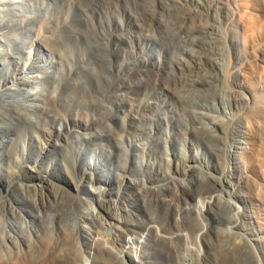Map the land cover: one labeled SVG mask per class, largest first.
I'll return each instance as SVG.
<instances>
[{
	"label": "rangeland",
	"instance_id": "374dc122",
	"mask_svg": "<svg viewBox=\"0 0 264 264\" xmlns=\"http://www.w3.org/2000/svg\"><path fill=\"white\" fill-rule=\"evenodd\" d=\"M180 1H182V4L185 6L187 4L189 5L185 7L181 4ZM187 1L186 0H109V1L108 0H88V1L87 0H20V3H19L20 5L19 4L18 5H7V6L0 5V8L2 10L4 9L3 11L0 10V21H3L5 19L3 22H0V24H2L1 26H3L5 30H9V32H13L17 28V26H15L14 24H10V25L8 24V22H10V20L13 19L11 17L12 13H15L13 15L14 19L18 20L19 22L24 23V27L30 26V21L33 19V17H38L40 19V22L44 23L42 24L43 26H46V24L49 23V21H53L51 24L53 26L54 31L56 30L58 26L57 25L58 22H60L61 26L63 24V21L66 22L65 23L66 25L64 26V29H63L64 33H62V36H61V38H63V41H64L63 52L65 55L64 57L66 58V63H63L62 65L63 67H62L61 74L64 73L66 77H64L65 80L63 82H59L61 79L60 75H58L57 77L55 75L50 76V78H48V80L45 82V87L47 88V90L53 93H57L56 96L60 95L63 98L67 97L69 99L70 97H73L74 99L73 103L75 105L78 101L80 105L78 109L80 116L78 118L81 120L80 124L78 121L75 122V124H79L78 126H80V128H76L75 124L71 120H66L68 122L67 123L62 117L58 116V113H60L59 112L60 110L56 111V109L53 108L52 103L49 100H47L48 103L47 102L45 103V106H46L45 111L40 109L41 111L40 110L36 111L34 115V121L36 120L35 122L39 125L36 124L35 126L37 128L35 130L36 133H33L30 129H27L28 122H26V119L32 116L30 115L31 112L29 114V110H27L28 108H26L27 106H25V109H24V106H18L19 108L17 107L18 108L17 110H18V113L21 114V116L20 115L17 116L18 113L15 114L16 112L15 113L10 112L9 110L10 108L7 105L9 103L7 104L5 103L6 104L5 105L2 101H0V104H1L0 110L2 111V114L0 112V135H1L0 137L2 138L4 137V135H7V134L9 135L7 143L6 144L3 143L2 145L3 147L0 150V229H1L0 232L2 236L4 235L3 233H5V236H6L5 238L3 236V238L6 241L4 239H3L4 241H2L1 239L2 236H0V256H1L0 259H2V262H3L2 263L0 260V264H8L7 260H9V264H14V262L11 263V261H15V260L17 261V263L15 261V264H62V263L63 264H81L83 256L87 254L88 252H91L93 254L92 264H97V263L98 264H113V262L115 264H118V262H115L116 260L115 258L111 259L113 255L108 253V251H106V249L103 248V245L106 244V246L108 247L109 243H111V246L113 245V247L111 248V246L109 245L108 248L112 250L116 248L115 249L116 251L115 250L114 251L119 253L121 250H123V245H124L123 240L125 237L126 239L128 237L130 238V236L131 238H138L144 235L145 233H148V237H147V245L144 249L145 251L144 261H143L144 264H151V263L152 264H222L223 262L225 264H231V263L239 264L238 262H240L241 260L242 261L240 262V264L241 263L242 264L243 263L253 264L251 258L244 257V256L241 257V255L238 254L237 252L235 253L234 250H233L234 254L237 255L238 257L235 256L234 254H230L233 252L231 246L233 245L232 243L234 239L232 238L229 239L228 235H227V238L225 236V234H227L225 230L229 229L232 226V224H230V220H228L230 214H228L226 210V206L223 205L221 202H219V200H220V196H224V197H221L222 199L223 198L225 199V197L227 198L226 191L228 187L227 188L225 187L224 189L222 188V186H220L219 184L220 182H218L219 181L218 178L220 179L223 177L222 170H221V168H223V163H222L223 157L221 153L218 152V150L216 152L214 151L212 152L211 150L212 146L220 148L222 146V141L221 140L219 141V139L217 140L216 138L213 139L212 137H210V135L208 134L209 133L208 130L205 129L206 126L209 127L210 125H212V128L214 129V131L215 130L219 131V126L216 125L215 123L216 121L214 120L216 119L218 121L224 117L223 116L224 114L221 109L222 108L221 98H220L221 95H218L220 93H218V91L212 88V85H214L216 79L213 76V74L209 71L210 65L215 64L216 66V64L219 61L221 62V60L219 58L217 59V57L207 58L208 56L204 55L205 54L204 51L208 46V44H205V43H208V40L205 37L204 33L202 32L205 30V28L203 27L200 28L197 26L195 28L194 20L191 21V18L193 19V16L191 14H193V10L195 9L194 6L198 5V9L197 8L196 9L197 10L200 9V11H202L203 6H204L203 4H205L206 0H200L202 2L198 0H189L188 2ZM137 5L139 6L137 7ZM188 6H191L193 9ZM188 8L190 10L192 9L191 10L192 13L189 11ZM169 9L172 11H170ZM95 10H97L98 12ZM173 11H174V16H173ZM169 12L172 14V16ZM162 15L163 17L165 16L166 18L165 17L164 18L168 21L165 22L164 19H162L161 21V18H163ZM172 17H173L174 22L171 20ZM58 18L60 20H58ZM137 20L139 21L137 22ZM157 20H159L160 23ZM56 21L57 23H55ZM170 21L173 23L175 22L176 23L173 24ZM167 22L169 23V26H166ZM191 23L194 26V27L192 26V28H190ZM181 24H184V26ZM151 25L154 26L155 28L154 27L152 28ZM182 26L184 28L183 30H180ZM168 27L170 28L172 27L173 29L172 28L171 29L174 32L170 31V28ZM197 28H200L201 31L199 29L197 30ZM146 29L149 31H147ZM177 30L178 32L181 31L182 33L181 32L179 34L175 33L177 32ZM153 32H154V35L152 34ZM161 32H164V33H161ZM165 32H169V33H165ZM87 33L89 34L87 35ZM122 34L123 35L125 34L124 36H126V38ZM148 34L149 35L151 34L152 37L148 36ZM169 34L171 35L169 36ZM194 36L197 38H195ZM173 37H176L174 38L175 40L173 39ZM192 38H195L196 40L193 41L194 39L191 40ZM194 42H196V44ZM180 44H183L185 47L184 46L182 47V45ZM95 45H98V46L95 47ZM150 45L154 47L155 52L159 53L160 57L159 55H156L155 53L153 55H150L148 53L147 48ZM178 45L180 46V48H178L179 47ZM37 48H38V44H36V46H31V49H27V55L24 56V60L29 58L30 56L28 54L29 52L34 54ZM98 50H100L99 51L100 53L98 52ZM198 51H201V52H198ZM193 54H195L194 56L196 58L192 56ZM200 54L201 56H199ZM194 59H197L199 61V64H200L199 67L193 66ZM111 62L112 63L114 62V63L112 64ZM186 64L188 65V67ZM82 65L84 68L81 67ZM177 65L180 67V69H182L183 67L184 68L180 70ZM189 66L192 69H190ZM57 68L61 69L60 66H57ZM112 71L114 72V74ZM205 72L206 74H203ZM139 74L142 76L140 77ZM197 74L199 77L197 76ZM206 75L207 76L210 75V76L207 77ZM94 76L96 77V79ZM157 78H159V80ZM192 78L195 81H193ZM166 79H167V82H166ZM181 79L184 80V82ZM137 83H140V84H137ZM186 83L188 84L186 85ZM120 84L123 86L121 87ZM168 85L171 87L169 88L170 90L169 89L167 90V88L169 87ZM177 85L179 86L176 87ZM182 85H184L183 88H182ZM54 86L57 87L56 90H54ZM182 89L183 90L185 89L187 91L185 90L183 91ZM87 90H91L89 91L91 94ZM181 90L183 91V93L185 92L186 95L185 93L183 94L182 92H180ZM188 90H190L191 92ZM192 92H193V95L198 100V102L193 96L191 98L195 99L196 101L193 99L191 100V98H189L190 95H192ZM200 92H202L203 93L202 96L205 95V97H202L200 95L198 97V94H202ZM207 92L208 93L210 92L212 95H210L209 93L210 95L209 96ZM206 94L208 96H206ZM179 95L180 97L182 96L184 97H182L181 99ZM185 96H188V97H185ZM124 97H125V100L122 103L117 102L119 98L122 99ZM130 97H132L133 99ZM197 97L200 98L201 100L198 99ZM184 98H186L187 100H185ZM90 99H93V100H90ZM189 99H190V104L188 101ZM96 100L99 105L96 103ZM100 100L101 101L104 100L106 102L104 101L101 102ZM180 100H182L183 104H181ZM129 102H131L132 104ZM151 102L152 104H154V106L148 107L147 105ZM224 103L226 104V107H228L229 105L228 102L226 101ZM2 104H4L6 108H4L5 106H3ZM103 104H106V105H103ZM213 104L216 106H214ZM203 106L205 109H203ZM216 107H219V110L218 108L215 109ZM23 109L26 111H24ZM106 110L108 112H106ZM197 110L199 111V113H197L198 112ZM8 112H10L9 115H8ZM204 112L206 116L207 114H211V113H212V116L210 115L211 116L210 117L208 115V117L206 118V116L204 115ZM27 114H29L30 116H28ZM124 114L128 116L125 117ZM39 115L40 116L42 115L41 117L42 119H40ZM214 115L220 116L218 117L219 119H217L216 116ZM7 116H11V117H7ZM52 116H56V117H52ZM195 116L197 118L199 117H202V118H199L196 120ZM23 117L25 118L27 117V118L25 119ZM213 118L214 120H212ZM38 119H40L39 123H38ZM123 119H124V122H123ZM100 120L102 121L100 122ZM62 122L64 123L66 122L63 126L64 129H62V133L63 132H66V133L70 132V133L60 136L58 135V132H56V129L59 128L60 126L59 124ZM207 122L209 123V125ZM87 123H90V124L88 125ZM123 123H126V124H123ZM81 126H82V129H81ZM112 127H114L113 131L111 130ZM43 128H44V131H43ZM108 128L110 131L108 130ZM167 129L173 132L174 136L168 137L167 132H166ZM193 129L196 132H194ZM97 130L100 133V135H102L103 137L99 135ZM151 130H153V132L155 133V136L157 137L156 139L157 142L155 141V142L149 143L150 151H146L147 153H145V156L143 155V157L147 158L148 160L151 158L155 159L157 162V165L149 173H145L144 171L138 170L136 168L137 161H135L136 159L134 157V151L131 148L129 149L128 146L123 145V149L122 147H119L117 148L116 151L110 154L104 151H101V149L99 148V144H104V145L108 144L109 146H111V144H116V142L119 141L120 138H121V141L126 140V138H129L132 140V139H135L136 137L139 139L142 138L144 140L146 139L147 135H149ZM118 131L121 132L119 133L120 135L119 134L116 135ZM202 131L204 132L202 133ZM218 131H215L214 133L217 135L219 134ZM111 133L115 134L116 137H114L115 135H112V136L109 135ZM151 135H152V132H151ZM88 137L90 139H88ZM13 139L17 140L21 144V146H25V151L22 152V154L20 155L21 157L24 154V156H22L24 159L23 160L20 159L21 161H17L18 154H16L12 150L13 145H16V143L12 142ZM72 140L74 143L72 142ZM163 141L167 143H164ZM81 144L85 145V148L87 149L88 153L90 152V154H93L99 157L103 161V168L106 169V172H109V175H110L109 179L111 180V185H112L111 187L103 185L100 182V179L98 176L91 178L88 176V174H84L82 167L78 163L76 164L73 163L71 159L72 156L70 157L69 155V150H71L74 147L76 148L80 147ZM166 144H167V150H169L170 148V152L169 151L167 152V150L164 149V145ZM215 144L217 145L215 146ZM151 146H153L154 148ZM192 147H195V148L198 147L200 149V152H202L203 154L207 156V158L210 161V165H211L209 169L205 165L192 160L191 158L192 157L191 156ZM124 148L126 150L128 149L129 150L126 152ZM167 154H169V156H167ZM120 155L121 157L123 156V157H126L127 159L122 157L123 158L122 160ZM128 157L130 161L128 160ZM178 157L183 158L184 161L180 162ZM217 157L220 158L219 159L220 162L218 161ZM169 158H171V160ZM89 159L87 160L88 162H89ZM16 161L18 164L16 163ZM167 162H170V163L167 164ZM178 163H179V166H178ZM220 164H222V166H220ZM49 166H51L50 169H49ZM123 166H125L126 168ZM167 171H170L169 172L170 174H168ZM120 173L122 174L120 175ZM207 173L208 174L210 173V174L208 175ZM164 174L166 175V177H164L165 176ZM214 175L216 176V178L217 177L218 178L216 179ZM171 177L172 179H170ZM143 178H145V181H146L145 183H148V184L143 185V183L141 182ZM173 178L175 181L173 180ZM131 179H133L134 184H132L133 181ZM179 180L181 183L179 182ZM84 181L86 182L84 183ZM182 181L185 182L186 185L183 184ZM173 182L174 183L176 182L175 184L176 186L172 184ZM205 182H209L207 183L208 185ZM140 185L141 187H138ZM164 185H166L167 188ZM168 185H170V187H168ZM99 186L100 187L103 186L102 188H100V190L107 188L106 190H104V194H103V190L100 191L101 193L98 191ZM142 186L144 187L146 186L147 190ZM213 186L216 188H214ZM143 188L145 190H143ZM149 188L150 189L154 188V190L152 189V191H150ZM138 189H140L141 191L139 192ZM176 189H179V190L177 191ZM202 189L204 190V193ZM205 189H206V192H205ZM198 190H201V192ZM213 190L216 192H214ZM153 191L155 194L153 193ZM178 192L180 193L178 194ZM161 193L165 195H161ZM222 193L226 195H223ZM175 194L178 197L176 196L175 198ZM199 194H201L202 196ZM159 195L161 197L163 196L162 199L164 198V203ZM209 195L211 197L212 196L214 197V198L212 197L214 199L212 202L213 204L211 203V206L208 205V207L205 208L204 212L202 213L199 212L198 214L197 212H198L199 204L202 203L200 201H203V202L211 201V198ZM206 196H209V198ZM101 197H103V200ZM179 198L181 199L178 204L177 202L179 201ZM84 199H86L87 201H85ZM168 199H169V202H167ZM197 199L198 200L201 199L200 201H198L199 204L197 202ZM97 200H99V202ZM106 200L107 202H103ZM110 203H111V206H110ZM115 203H116V206H115ZM99 204L100 205L102 204V206H100ZM106 204L107 206H104ZM177 205H179V208ZM83 206L84 208H82L81 210V207ZM113 206L115 208L117 206L119 207H117V209L114 208L115 209L114 210ZM123 206H125L126 210L128 211H124L125 208ZM14 208L18 210H13ZM109 208L113 210L110 209L111 211H109ZM11 210L12 212H10ZM115 211L116 212L118 211L117 212L118 215ZM120 212H121V215L119 214ZM126 213H128L129 215L131 214V215L129 216ZM95 214L96 215L99 214L101 220L103 218V221H102L103 223L101 221H100L101 223L99 222L100 220L99 215L97 217ZM101 215L104 217H102ZM115 215L117 217L114 219ZM89 216H90V219H89ZM117 218H118V221L119 220L121 221L120 223H118ZM97 221L99 222V224L101 225L103 224L104 226H106V229L103 228L104 227L103 225H102V228L99 227L101 225H99ZM107 222L108 223L114 222V223H110L111 224L110 225ZM131 222H132V225H131ZM74 223L76 224L78 223V227H79V230H77L76 233H74L75 231H73V227H72V224ZM31 224L34 227H32ZM94 226L97 227L98 229L95 228ZM109 226H114V227L112 228ZM119 226L122 228L120 229ZM70 227L72 228V232L74 233V235L71 233ZM148 229H150V231H148ZM98 230H100L101 233ZM123 230L125 231L124 235L121 234V232H124ZM158 232L161 236H164L166 240H168L167 243H166V240L164 239L161 240V241H165L164 243L159 240V238L156 236ZM10 233L12 235V238H11ZM85 233H87V235ZM97 233H99L100 235ZM113 233H115L116 235ZM183 233L188 234V236L186 234L182 235ZM71 234L74 236V238L72 237ZM91 234L93 235V237L91 236ZM172 234L174 235V237ZM68 235H71V236L68 238ZM167 235L172 236V238L175 239L176 241L172 243L174 240L172 238L169 239L170 237H168ZM75 236H78V237L75 238ZM183 236H185L186 238L188 237L189 239H185V237L183 238ZM115 237H117V239ZM198 237L200 239H198ZM71 238L74 240L71 241ZM95 238H98V239L101 238L100 241L97 239V242H99L98 243L99 247H97L98 249L93 248L91 246L92 241L96 240ZM111 238H113V240ZM190 238L192 241L190 240ZM106 239L107 240L109 239L108 244L106 242L107 241ZM156 239H158L157 242H156ZM101 240L103 241L102 242L103 244L100 243ZM198 240H199V243L196 242ZM73 241H75L74 243H77V244H79L80 242L81 245L80 244L79 245L82 248L80 247L79 249L78 247L79 245H77L78 248L75 247L76 244H74L73 246L72 244ZM228 241H230L231 243ZM48 245L49 246L51 245V246L48 247ZM116 245L118 246V248ZM73 247H75L77 250H75ZM91 247L93 248V250L91 249ZM225 247H226V251L224 250ZM45 248H48V249H45ZM72 248H73V251L71 252L73 253H71L70 250H68V249L72 250ZM82 249H83V253H81L82 258L80 259V256H78L80 255L78 253L79 252L78 250L81 251ZM99 249L100 251H98ZM228 249L229 251L227 252ZM223 250L226 252V255ZM18 251L20 253H18ZM31 251L33 254L31 253ZM34 251L36 253H34ZM85 251L87 253H85ZM198 252H200V254ZM22 253H25V256ZM67 253H70V254H67ZM21 254L24 257H22ZM31 254L32 256H34V258L30 257ZM19 255L21 256L22 260L19 258L20 257ZM38 255L40 256L38 257ZM104 255H106V258H104ZM230 255L231 256L234 255L235 257L233 256V258H230L231 257ZM73 256H76L75 262L73 260ZM11 257L13 260H11ZM60 257L61 258L63 257L64 259H61ZM224 257L228 259H224ZM239 257L243 259H240ZM31 258H32V261L34 262L30 261ZM67 258H71V260ZM102 258H104V260ZM106 260H108L107 263H106ZM109 260H112V261L109 262ZM25 261L27 263H25ZM84 263L88 264V261L85 260Z\"/></svg>",
	"mask_w": 264,
	"mask_h": 264
},
{
	"label": "bare ground",
	"instance_id": "6f19581e",
	"mask_svg": "<svg viewBox=\"0 0 264 264\" xmlns=\"http://www.w3.org/2000/svg\"><path fill=\"white\" fill-rule=\"evenodd\" d=\"M88 1V0H87ZM109 1V0H108ZM187 1V0H186ZM189 1V0H188ZM187 1V2H188ZM200 1V0H198ZM75 2V1H74ZM135 2V1H134ZM182 4V1H180ZM202 2V1H200ZM20 3V0H0V5L2 6H7V5H18ZM77 3V2H76ZM85 3V2H84ZM158 3V2H157ZM184 3V2H183ZM81 4V3H80ZM20 5V4H19ZM82 5V4H81ZM136 5V4H135ZM142 5V4H141ZM170 5V4H168ZM183 5V4H182ZM189 5V4H187ZM186 5V6H187ZM203 10L200 11L197 10L198 9V5L194 6V10H193V14H191L193 16V19L191 18V21L194 20L195 22V28L197 27H203L205 28L204 31H202L205 35V37L208 40V44L207 48L204 51V55L208 56L207 58H213V57H217V59L219 58L221 60V62L219 61L216 66L215 64L210 65L209 66V71L213 74V76L215 77L216 81L214 83V85H212V88H214L216 91H218V95H221V106H222V112H223V118L220 120H214V118L212 120L216 121V125L219 126V134H215L214 129L212 128V125H210L209 127H205L206 130H208V134L210 135V137H212L213 139L216 138L217 140L219 139V141H222V146L219 147H211L212 152H216L218 150V152L221 153L222 157H223V168H221L222 170V174L223 177L222 178H218V182H220V186H222V188L225 189V187L227 188V198L225 197V199L221 198L224 196H220V200L219 202H221L223 205L226 206V210L228 212V214H230L229 219L230 220V224H232V226L225 230V232L227 234H225L226 238L227 235L230 238L234 239L233 240V245L231 246L232 251L234 250L235 253L237 252L238 254L244 257H248L251 258L253 264H264V0H206L205 4H203ZM139 5H137L138 7ZM157 6V5H156ZM175 6V5H174ZM185 6V5H183ZM185 6V7H186ZM18 7V6H17ZM90 7V6H89ZM136 7V8H137ZM143 7V6H142ZM146 7V6H145ZM158 7V6H157ZM190 8H192L191 6H188ZM167 8V6H166ZM197 8V9H196ZM201 8V7H200ZM90 9V8H89ZM95 9V8H94ZM174 9V8H173ZM187 9V8H186ZM189 9V8H188ZM193 9V8H192ZM191 9V10H192ZM0 10H2L0 8ZM4 10V9H3ZM2 10V11H3ZM81 10V9H80ZM102 10V9H101ZM170 10V9H169ZM177 10V9H176ZM183 10V9H182ZM191 10L189 9V11L191 12ZM97 11V10H95ZM121 11V10H120ZM137 11V10H136ZM140 11V10H139ZM154 11V10H153ZM172 11V10H170ZM175 11V10H174ZM174 11H173V16H174ZM187 11V12H189ZM98 12V11H97ZM132 12V11H131ZM141 12V11H140ZM145 12V11H144ZM186 12V11H185ZM84 13V12H83ZM164 13V12H163ZM166 13V12H165ZM170 13V12H169ZM181 13V12H179ZM192 13V12H191ZM15 13H12L11 17L13 18L12 20H10V22H8V24H14L15 26H17V28L13 31V32H9V30H5V28L3 26H1L2 24H0V101H2L4 104H7L8 107L10 108V112H16L15 114L18 113V106H27L26 108H28L27 110H29V114L31 112L30 116L29 114H27L28 116H30V118L28 117V119H26L27 123V129H30L33 133H36L35 130L37 129L36 126V120L34 121V115L36 113V111L42 109L45 111L46 106L45 103L47 102V100H49L52 105L53 108L56 109V111H59L60 113H58L59 117H62L65 121L66 120H71L74 124L76 121L81 122V120L78 118L80 116V113L78 112V109L80 107L79 102L77 101L76 105L73 103L74 99L73 97L67 98H63L60 95L56 96L57 93H53L49 90H47V88L45 87V82L48 80V78H50V76H58L60 75V81L59 82H63L65 79L64 77H66L64 75V73L61 74L62 71V65L63 63H66V58L64 57V52H63V47H64V41L63 38H61L62 33H64V26L66 25L65 21H63V24L61 26L60 22L57 23V21L55 23H57V28L54 31L53 26H52V22L53 21H49V23L46 24V26H43L42 24H44L43 22H40V19L38 17H33V19L30 21V26L24 27V23L19 22L18 20L14 19L13 15ZM85 14V13H84ZM122 14V13H121ZM138 14V13H137ZM141 14V13H140ZM171 14V13H170ZM179 15V14H178ZM181 15V14H180ZM152 16V15H150ZM160 16V15H159ZM170 16V15H169ZM168 16V17H169ZM172 16V14H171ZM170 16V17H171ZM191 16V17H192ZM10 17V18H11ZM65 17V16H64ZM88 17V16H86ZM136 17V16H135ZM163 17V15H162ZM165 17V16H164ZM161 18L166 21L165 18ZM177 17V16H176ZM186 17V16H185ZM90 18V17H89ZM157 18V16H156ZM160 18V17H159ZM178 18V17H177ZM182 18V17H181ZM80 19V18H79ZM93 19V18H92ZM123 19V17H122ZM137 19V18H136ZM140 19V18H138ZM188 19V18H187ZM5 20V19H4ZM3 20V21H4ZM58 20H60L58 18ZM65 20V19H64ZM75 20V19H74ZM90 20V19H89ZM88 20V21H89ZM155 20V19H154ZM170 20V19H169ZM173 21V17L171 19ZM178 20V19H176ZM181 20V19H180ZM0 21V22H3ZM139 20H137L138 22ZM156 21V20H155ZM159 22V20H157ZM86 22V21H85ZM122 22V21H121ZM145 22V21H144ZM152 22V21H151ZM164 22V23H165ZM171 22V21H170ZM174 22V21H173ZM171 22V23H173ZM180 22V21H179ZM185 22V21H184ZM110 23V22H109ZM133 23V22H132ZM154 23V22H153ZM152 23V24H153ZM160 23V22H159ZM170 23V24H171ZM176 23V22H175ZM173 23V24H175ZM186 23V22H185ZM184 23V24H185ZM193 23V22H192ZM192 23H191V27L192 28ZM205 25H204V24ZM121 24V23H120ZM140 24V22H139ZM138 24V25H139ZM143 24V23H142ZM184 24H181L184 26ZM93 25V24H92ZM12 26V25H11ZM68 26V25H67ZM96 26V25H95ZM112 26V25H111ZM110 26V27H111ZM124 26V25H123ZM141 26V25H140ZM139 26V27H140ZM152 26V25H151ZM169 26V23L167 22V25ZM180 28V30H183V27ZM150 27V26H149ZM154 26H152L153 28ZM181 27V26H180ZM194 27V26H193ZM9 28V27H8ZM68 28V27H67ZM88 28V27H87ZM151 28V29H152ZM155 28V27H154ZM170 28V27H168ZM172 28V27H171ZM170 28V31H172V29ZM188 28V27H187ZM194 28V30H195ZM200 28H197V30ZM66 29V28H65ZM72 29V28H70ZM89 29V28H88ZM123 29V28H122ZM141 29V28H140ZM75 30V29H74ZM94 30V29H93ZM97 30V29H96ZM124 30V29H123ZM147 30V29H146ZM169 30V29H168ZM187 30V29H186ZM193 30V29H192ZM72 31V30H71ZM80 31V30H79ZM101 31V30H100ZM112 31V29H111ZM133 31V30H132ZM141 31V30H140ZM149 31V30H147ZM164 31V30H163ZM176 31V30H175ZM201 31V30H200ZM57 32V33H56ZM156 32V30H155ZM174 32V31H172ZM181 32V31H180ZM180 32H175L177 34H179ZM199 32V31H198ZM46 33V35H45ZM74 33V32H73ZM77 33V32H76ZM102 33V32H101ZM149 33V32H148ZM164 33V32H161ZM165 33H169V32H165ZM182 33V32H181ZM185 33V32H184ZM200 33V32H199ZM89 33H87L88 35ZM92 34V33H91ZM100 34V33H99ZM103 34V33H102ZM106 34V33H104ZM154 35V32L152 33ZM95 35V34H94ZM123 35V34H122ZM121 35V36H122ZM125 35V34H124ZM123 35V36H124ZM132 35V33H131ZM134 35V34H133ZM137 35V34H136ZM156 35V33H155ZM164 35V34H163ZM168 35V34H167ZM171 34H169L170 36ZM174 35V34H173ZM99 36V35H98ZM104 36V35H103ZM135 36V35H134ZM133 36V37H134ZM148 36H151V34ZM190 36V35H189ZM75 37V36H74ZM91 37V36H90ZM120 37V36H119ZM126 38V36H124ZM152 37V36H151ZM187 37V36H186ZM195 37V36H194ZM200 37V36H199ZM93 38V37H92ZM106 38V37H104ZM128 38V37H127ZM154 38V36H153ZM157 38V36H156ZM176 37H173V39ZM185 38V37H183ZM197 38V37H195ZM192 38L191 40L195 41L196 39ZM203 38V37H201ZM101 39V38H100ZM103 39V38H102ZM120 39V38H119ZM160 39V37H159ZM171 39V38H170ZM180 39V38H178ZM177 39V41H178ZM131 40V39H130ZM147 40V39H146ZM175 40V39H174ZM183 40V39H182ZM189 40V39H188ZM187 40V41H188ZM200 40V39H199ZM206 40V41H207ZM127 41V39H126ZM141 41V40H140ZM158 41V40H157ZM176 41V43H177ZM203 41V39H202ZM98 42V41H97ZM131 42V41H130ZM163 42V41H162ZM161 42V43H162ZM173 42V41H172ZM185 42V41H184ZM189 42V41H188ZM197 42V41H196ZM196 42H194L196 44ZM92 43V42H91ZM187 43V42H186ZM36 44H38V48L36 50V52L34 54L32 53H28L30 56L28 59L24 60V56L27 55V49H31V46H36ZM97 44V43H96ZM107 44V43H106ZM163 44V43H162ZM108 45V44H107ZM175 45V43H174ZM182 47L184 46L183 44ZM189 45V44H188ZM187 45V46H188ZM194 45V44H193ZM199 45V44H198ZM98 45H95V47ZM164 46V45H163ZM166 46V45H165ZM169 46V45H168ZM167 46V47H168ZM173 46V45H172ZM179 46V45H178ZM116 47V46H115ZM175 47V46H174ZM177 47V46H176ZM185 47V46H184ZM201 47V46H200ZM102 48V47H101ZM108 48V47H107ZM123 48V47H122ZM180 48V46L178 47ZM177 48V49H178ZM99 49V48H98ZM192 49V48H191ZM195 49V48H194ZM193 49V50H194ZM104 50V49H103ZM110 50V49H109ZM126 50V49H125ZM190 50V49H188ZM187 50V51H188ZM204 50V49H203ZM100 50H98L99 52ZM111 51V50H110ZM122 51V50H121ZM147 51L150 55H153L154 53L156 55H159V53L155 52L154 47L152 45H150L147 48ZM192 51V50H191ZM196 51V50H195ZM97 52V53H98ZM201 52V51H198ZM100 53V52H99ZM106 53V52H104ZM186 53V52H185ZM190 53V52H188ZM109 54V52H108ZM120 54V53H119ZM192 54V53H191ZM199 54V53H198ZM126 55V54H125ZM195 54H193L192 56H194ZM67 56V55H66ZM182 56V55H181ZM201 56V54L199 55ZM110 57V56H109ZM140 57V56H139ZM160 57V55H159ZM205 57V56H204ZM203 57V58H204ZM103 58V56H102ZM145 58V57H144ZM147 58V57H146ZM184 58V57H183ZM186 58V57H185ZM196 58V57H195ZM140 59V58H139ZM180 59V58H179ZM107 60V59H106ZM109 60V59H108ZM141 60V59H140ZM144 60V59H142ZM202 60V59H201ZM110 61V60H109ZM112 61V60H111ZM103 62V60H102ZM138 62V61H137ZM143 62V61H142ZM185 62V61H184ZM189 62V61H188ZM92 63V62H91ZM107 63V62H106ZM112 63V62H111ZM114 63V62H113ZM112 63V64H113ZM187 63V62H186ZM190 63V62H189ZM180 64V63H179ZM205 64V63H204ZM60 66L61 69H58L57 66ZM75 65V64H74ZM109 65V64H108ZM187 65V64H186ZM69 66V65H68ZM178 66V65H177ZM183 66V65H182ZM193 66L195 67H199V61L197 59L193 60ZM83 67V65L81 66ZM92 67V66H91ZM95 67V66H94ZM113 67V66H112ZM155 67V66H154ZM179 67V66H178ZM188 67V65H187ZM190 67V66H189ZM57 68V69H56ZM71 68V67H70ZM84 68V67H83ZM96 68V67H95ZM114 68V67H113ZM182 68V67H181ZM184 68V67H183ZM182 68V69H183ZM92 69V68H91ZM161 69V68H160ZM180 69V67H179ZM180 69V70H182ZM190 69H192L190 67ZM203 69V68H202ZM208 69V68H207ZM64 70V69H63ZM71 70V69H70ZM83 70V69H82ZM87 70V69H86ZM85 70V72H86ZM110 70V69H109ZM141 70V69H140ZM139 70V71H140ZM186 70V69H185ZM184 70V71H185ZM67 71V70H66ZM138 71V72H139ZM208 71V70H207ZM113 72V71H112ZM143 72V71H142ZM152 72V71H151ZM159 72V71H158ZM209 72V74H210ZM100 73V72H99ZM161 73V72H160ZM195 73V72H194ZM198 73V72H197ZM208 73V72H207ZM94 74V73H93ZM114 74V72H113ZM125 74V73H124ZM164 74V73H163ZM168 74V73H167ZM171 74V73H170ZM182 74V73H181ZM199 74V73H198ZM197 74V76H198ZM202 74V73H201ZM203 74H206L203 73ZM96 75V74H95ZM101 75V74H100ZM138 75V74H137ZM140 75V74H139ZM145 75V74H144ZM79 76V75H78ZM107 76V75H106ZM142 75H140L141 77ZM150 76V75H149ZM160 76V75H159ZM191 76V74H190ZM189 76V77H190ZM195 76V75H193ZM192 76V77H193ZM207 76V75H206ZM210 75H208L207 77H209ZM92 77V76H91ZM95 77V76H94ZM114 77V76H113ZM199 77V76H198ZM197 77V78H198ZM100 78V77H98ZM107 78V77H106ZM171 78V77H170ZM206 78V77H205ZM96 79V77H95ZM111 79V78H110ZM143 79V78H142ZM159 80V78H157ZM168 79V78H167ZM166 79V82H167ZM183 79V78H182ZM181 79V80H182ZM200 79V78H199ZM62 80V81H61ZM80 80V79H79ZM78 80V81H79ZM103 80V79H102ZM108 80V79H107ZM129 80V79H128ZM140 80V79H139ZM162 80V79H161ZM188 80V79H187ZM193 80V78H192ZM197 80V79H196ZM208 80V79H207ZM77 81V82H78ZM125 81V80H124ZM175 81V80H174ZM184 82V80H182ZM181 81V82H182ZM195 81V80H193ZM72 82V81H71ZM76 82V80H75ZM111 82V80H110ZM139 82V81H138ZM182 82V83H183ZM210 82V81H209ZM119 83V82H118ZM136 83V82H135ZM158 83V82H157ZM177 83V82H176ZM197 83V82H196ZM212 83V82H211ZM140 84V83H137ZM171 84V83H170ZM188 83H186L187 85ZM75 85V84H74ZM77 85V83H76ZM87 85V84H86ZM185 85V84H184ZM182 85V88L183 86ZM202 85V83H201ZM90 86V85H89ZM120 86L122 87L123 85L120 84ZM169 86V85H168ZM179 85H177L176 87H178ZM192 86V85H191ZM194 86V85H193ZM204 86V85H203ZM85 87V86H84ZM119 87V86H118ZM56 86H54V90H56ZM167 88V87H166ZM171 88L170 86L167 88V90ZM187 88V87H186ZM196 88V87H194ZM211 88V89H212ZM89 89V88H87ZM188 89V88H187ZM213 89V90H214ZM75 90V89H74ZM114 90V89H113ZM116 90V89H115ZM170 90V89H169ZM183 90V89H182ZM180 91L183 93V91ZM191 90V89H190ZM188 90V91H190ZM195 90V89H194ZM199 90V89H198ZM207 90V89H206ZM88 92L91 90H87ZM103 91V90H102ZM187 91V90H185ZM196 91V90H195ZM202 91V90H200ZM205 91V90H203ZM56 92V91H55ZM113 92V91H112ZM170 92V91H169ZM179 92V93H180ZM191 92V91H190ZM212 92V91H211ZM214 92V91H213ZM90 93V92H89ZM162 93V92H161ZM181 93V94H182ZM185 93V92H184ZM183 93V94H184ZM198 93V92H197ZM196 93V94H197ZM202 93V92H200ZM205 93V92H204ZM208 93V92H207ZM210 93V92H209ZM208 93V95H209ZM215 93V92H214ZM85 94V93H84ZM91 94V93H90ZM111 94V93H110ZM118 94V93H117ZM195 94V93H194ZM186 95V93H185ZM189 95V94H188ZM202 96V94H198V97ZM206 94V96H208ZM210 95H212L210 93ZM209 95V96H210ZM111 96V95H110ZM118 96V95H117ZM130 96V95H129ZM182 96V95H181ZM194 97L196 99V97L193 95H190L189 98ZM88 97V96H87ZM171 97V96H170ZM180 97V95H179ZM184 97V96H182ZM182 97H180L182 99ZM188 97V96H185ZM197 97V98H198ZM202 97H205L202 96ZM86 98V97H85ZM92 98V97H91ZM97 98V97H96ZM132 98V97H130ZM213 98V97H212ZM215 98V97H214ZM94 99V98H93ZM90 99V100H93ZM102 99V98H101ZM110 99V98H109ZM108 99V101H109ZM133 99V98H132ZM185 100H187L186 98H184ZM183 99V100H184ZM193 98H191L192 100ZM193 99V100H195ZM200 99V98H198ZM86 100V99H85ZM83 100V101H85ZM125 100V97L120 99L117 102H123ZM130 100V99H128ZM184 100V101H185ZM197 100V99H196ZM195 100V101H196ZM201 100V99H200ZM207 100V99H205ZM215 100V99H214ZM76 101V100H75ZM101 101V100H100ZM104 101V100H103ZM101 101V102H103ZM152 101V100H151ZM189 104H190V99L188 100ZM193 101V102H195ZM218 101V100H216ZM228 102V107H226V104L224 102ZM92 102V101H91ZM106 102V101H104ZM144 102V101H143ZM181 104L182 100H180ZM198 102V100H197ZM48 103V102H47ZM93 103V102H92ZM91 103V104H92ZM97 103V100H96ZM131 103V102H129ZM187 103V102H186ZM192 103V101H191ZM209 103V102H208ZM215 103V102H214ZM4 104H2L3 106H5ZM98 104V103H97ZM110 104V103H109ZM132 104V103H131ZM136 104V103H135ZM1 105V104H0ZM88 105V104H87ZM99 105V104H98ZM106 105V104H103ZM102 105V106H103ZM121 105V104H119ZM186 105V104H185ZM193 105V104H192ZM196 105V104H195ZM200 105V104H199ZM208 105V104H207ZM214 105V104H213ZM43 106V107H42ZM109 106V105H107ZM106 106V107H107ZM137 106V105H136ZM148 107L154 106V104L149 103L147 105ZM211 106V105H210ZM216 106V105H214ZM7 107V108H8ZM18 107V108H17ZM49 107V105H48ZM104 107V108H106ZM6 108V106L4 107ZM44 108V109H43ZM115 108V107H114ZM142 108V107H141ZM186 108V107H185ZM219 110V107H216L215 109ZM23 109V110H24ZM100 109V108H99ZM202 109V108H201ZM203 109L204 106H203ZM5 110V109H3ZM8 110V109H7ZM117 110V109H116ZM133 110V109H132ZM194 110V109H193ZM26 111V110H24ZM23 111V112H24ZM41 111V110H40ZM110 111V110H109ZM138 111V110H137ZM192 111V110H191ZM198 111V110H197ZM1 114L2 111L0 110ZM6 112V111H5ZM8 112V115L9 113ZM22 112V111H21ZM102 112V111H101ZM106 112H108L106 110ZM114 112V111H112ZM121 112V111H120ZM168 112V111H167ZM202 112V111H201ZM28 113V112H27ZM38 113V112H37ZM42 113V112H41ZM87 113V112H86ZM85 113V114H86ZM111 113V112H110ZM196 113V112H195ZM199 113V111L197 112ZM207 113V112H206ZM209 113V112H208ZM40 114V113H39ZM45 114V113H43ZM49 114V112H48ZM52 114V113H51ZM106 114V113H104ZM108 114V113H107ZM21 116V114L18 113L17 116ZM26 115V116H27ZM38 115V114H37ZM36 115V116H37ZM125 117H127L128 115L124 114ZM165 115V114H164ZM196 115V114H195ZM204 115L206 116L205 112ZM203 115V116H204ZM208 115L212 116L211 114H207L206 118L208 117ZM23 116V115H22ZM40 116V115H39ZM51 116V115H49ZM120 116V115H119ZM122 116V115H121ZM197 116V115H196ZM195 116V119H199L202 117L197 118ZM210 116V117H211ZM216 116V115H214ZM7 117H11V116H7ZM6 117V118H7ZM15 117V116H13ZM42 115L40 116V119ZM52 117H56V116H52ZM136 117V116H135ZM139 117V116H138ZM137 117V118H138ZM145 117V116H144ZM218 117L220 116H216L217 119H219ZM3 118V117H2ZM20 118V117H19ZM38 118V117H37ZM61 118V119H62ZM85 118V117H84ZM95 118V117H94ZM100 118V117H99ZM38 119V123L39 120ZM90 119V118H89ZM88 119V120H89ZM117 119V118H116ZM18 120V119H16ZM20 120V119H19ZM23 120V119H22ZM58 120V118H57ZM87 120V122H88ZM96 120V119H95ZM111 120V119H110ZM189 120V119H188ZM202 120V119H201ZM24 121V120H23ZM48 121V120H47ZM102 120H100L101 122ZM205 121V120H204ZM213 121V122H214ZM67 122V121H66ZM65 122V123H66ZM124 122V119H123ZM191 122V121H190ZM199 122V121H198ZM64 122L60 123L59 128L56 129V132H58V135L63 136L69 133L63 132L62 133V129H64ZM68 123V122H67ZM184 123V122H183ZM202 123V121H201ZM206 123V122H204ZM203 123V124H204ZM208 123V122H207ZM44 124V123H42ZM79 124H75L76 128H80V126H78ZM88 125L90 123H87ZM98 124V123H97ZM126 124V123H123ZM191 124V123H190ZM39 125V124H37ZM46 125V124H45ZM82 125V124H81ZM112 125V124H110ZM115 125V124H114ZM201 125V124H200ZM209 125V123H208ZM127 126V125H126ZM169 126V125H168ZM193 126V125H192ZM196 126V125H195ZM39 127V126H38ZM125 127V126H123ZM191 127V126H190ZM199 127V126H197ZM203 127V126H202ZM112 127V131H113ZM176 128V127H175ZM196 128V127H195ZM194 128V129H195ZM48 129V128H47ZM82 129V126H81ZM193 129V130H194ZM200 129V128H198ZM204 129V128H203ZM213 129V130H212ZM109 130V128H108ZM125 130V129H124ZM190 130V128H189ZM202 130V129H201ZM205 130V131H206ZM44 131V128H43ZM51 131V130H50ZM49 131V132H50ZM110 131V130H109ZM116 131V130H115ZM53 132V130H52ZM98 132V130H97ZM106 132V131H104ZM131 132V131H130ZM152 132V135H151ZM167 136L168 137H172L173 132H171L169 129H167ZM194 132H196L194 130ZM204 131H202L203 133ZM77 133V132H76ZM99 133V132H98ZM103 133V132H102ZM115 133V132H114ZM119 132L116 134L118 135ZM187 133V132H186ZM198 133V132H197ZM86 134V133H85ZM95 134V133H94ZM106 134V133H104ZM132 134V133H131ZM196 134V133H195ZM199 134V133H198ZM82 135V134H81ZM91 135V134H90ZM100 135V133H99ZM109 135H115V134H109ZM116 135L114 137H116ZM120 135V134H119ZM123 135V133H122ZM126 135V134H124ZM1 136V135H0ZM83 136V135H82ZM102 136V135H100ZM198 136V135H197ZM202 136V135H201ZM80 137V136H79ZM87 137V136H86ZM85 137V138H86ZM103 137V136H102ZM118 137V136H117ZM129 137V136H128ZM9 138V135H4V137H0V150L2 149V145L3 143L6 144L7 140ZM95 138V136H94ZM93 138V139H94ZM119 138V137H118ZM124 138V137H123ZM88 139H90L88 137ZM157 139V137L155 136V133L153 132V130L150 131L149 135H147L146 139H142V138H135V139H129L126 138V140H122L121 138L119 141L116 142V144H111V146H109L108 144L104 145V144H99V148L101 149V151H104L108 154L114 152L117 150V148L122 147L123 149V145L128 146L129 149H133L134 151V157H135V161H137L136 163V168L138 170H142L145 173H149L151 170H153V168H155V166L157 165V162L155 159H147L145 157H143V155L145 156V153H147L146 151H150V142H155ZM165 139V138H164ZM211 139V138H210ZM67 140V139H66ZM166 141V140H165ZM163 141L164 143H167ZM183 141V140H182ZM189 141V140H188ZM212 141V140H211ZM10 142V141H9ZM8 142V143H9ZM12 142L16 143V145H13V151L18 154L17 161H21L24 158L22 156H24V154L20 157V155L22 154V152L25 151V146H21V144L17 141V140H12ZM73 142V140H72ZM157 142V141H156ZM13 143V144H14ZM58 143V142H57ZM71 143V142H70ZM74 143V142H73ZM126 143V144H125ZM160 143V142H159ZM193 143V142H192ZM10 144V143H9ZM187 144V143H186ZM169 145V143H168ZM184 145V144H183ZM217 144H215L216 146ZM220 145V144H219ZM64 146V145H63ZM71 146V145H70ZM188 146V145H187ZM211 146V145H210ZM209 146V147H210ZM153 147V146H151ZM170 147V146H168ZM182 147V146H181ZM185 147V146H184ZM55 148V147H54ZM126 148V147H125ZM124 148V149H125ZM154 148V147H153ZM159 148V147H158ZM183 148V147H182ZM219 148V149H217ZM121 149V150H122ZM128 149V148H127ZM128 149V150H129ZM164 149L167 150V144L164 145ZM10 150V149H9ZM126 150V149H125ZM124 150V151H125ZM126 150V152L128 151ZM152 150V148H151ZM188 150V149H187ZM170 152V148L169 150H167V152ZM68 152V151H67ZM186 152V151H185ZM191 152H192V160L198 163H201L203 165H205L208 169L211 166L210 165V161L207 158V156L205 154H203L202 152H200V149L197 147H192L191 148ZM120 153V152H119ZM149 153V152H148ZM161 153V152H160ZM188 153V152H187ZM90 152L88 153L87 149L85 148V145H80V147H74L71 150H69V155L70 157L72 156V161L74 164L78 163L82 169L84 174H88L89 177L93 178L95 176H98L100 179V182L103 185H106L108 187H111V180L109 179L110 175L109 172H106V169L103 168V161L93 155L90 154ZM124 154V153H122ZM121 154V155H122ZM127 154V153H126ZM129 154V152H128ZM131 154V152H130ZM120 155V157H121ZM151 155V154H150ZM188 155V154H187ZM220 155V154H219ZM141 156V157H140ZM166 156V154H165ZM167 156H169V154H167ZM217 156V155H216ZM118 157V156H117ZM123 157V156H122ZM121 157V158H122ZM182 157V156H181ZM179 158L178 159L181 161H184L183 158ZM90 158V159H89ZM126 158V157H123ZM122 158V160H123ZM164 158V157H163ZM188 158V157H187ZM218 161H219V157ZM21 159V160H20ZM89 159V162L87 161ZM127 159V158H126ZM125 159V160H126ZM162 159V158H161ZM168 159V158H167ZM171 160V158H169ZM186 159V158H185ZM189 159V158H188ZM120 160V159H119ZM129 160V157H128ZM16 161V163H17ZM40 161V160H39ZM127 161V160H126ZM130 161V160H129ZM128 161V162H129ZM169 161V160H168ZM178 161V160H177ZM186 161V160H185ZM15 162V161H14ZM121 162V161H120ZM220 162V161H219ZM126 163V162H125ZM124 163V164H125ZM163 163V162H162ZM170 162H167V164H169ZM18 164V163H17ZM53 164V163H52ZM121 164V163H120ZM119 164V165H120ZM164 164V163H163ZM183 164V163H182ZM51 165V164H50ZM172 165V164H170ZM52 166V165H51ZM49 166V169L50 167ZM179 166V163H178ZM204 166V168H205ZM220 166H222V164H220ZM11 167V166H10ZM120 167V166H119ZM125 167V166H123ZM170 167V166H169ZM72 168V167H71ZM126 168V167H125ZM129 168V167H128ZM127 168V169H128ZM178 168V167H177ZM186 168V167H185ZM69 169V168H68ZM117 169V168H116ZM119 169V168H118ZM123 169V168H122ZM171 169V168H170ZM48 170V169H47ZM76 170V169H75ZM121 170V169H120ZM169 170V169H168ZM181 170V169H180ZM184 170V169H183ZM11 171V170H10ZM72 171V170H71ZM191 171V169H190ZM211 171V170H210ZM161 172V171H160ZM166 172V171H164ZM168 174H170V171H167ZM179 172V171H178ZM76 173V172H75ZM119 173V171H118ZM173 173V172H171ZM180 173V172H179ZM206 173V172H205ZM113 174V173H112ZM116 174V173H115ZM122 173H120L121 175ZM130 174V173H129ZM208 174V173H207ZM210 174V173H209ZM208 174V175H209ZM213 174V173H212ZM219 174V173H218ZM132 175V174H131ZM140 175V174H139ZM138 175V176H139ZM144 175V174H143ZM165 175V174H164ZM163 175V176H164ZM172 175V174H171ZM176 175V174H175ZM189 175V174H188ZM206 175V174H205ZM119 176V175H118ZM170 176V175H169ZM215 176V175H214ZM222 176V175H221ZM122 177V176H121ZM120 177V178H121ZM124 177V176H123ZM127 177V176H126ZM129 177V175H128ZM127 177V178H128ZM166 177V175L164 176ZM177 177V176H176ZM181 177V176H180ZM207 177V176H206ZM210 177V176H209ZM212 177V176H211ZM90 178V179H91ZM119 178V177H118ZM125 178V177H124ZM175 178V177H174ZM173 178V180H174ZM205 178V177H204ZM216 178V176H215ZM216 178V179H217ZM81 179V178H80ZM129 179V178H128ZM148 179V178H147ZM172 179V177L170 178ZM176 179V178H175ZM179 179V178H178ZM214 179V177H213ZM93 180V179H92ZM124 180V179H122ZM133 181V179H131ZM130 180V181H131ZM137 180V179H136ZM181 180V179H180ZM179 180V182H180ZM187 180V179H185ZM204 180V179H203ZM207 180V178H206ZM175 181V180H174ZM178 181V180H177ZM184 181V180H183ZM183 184H185V182H183ZM190 181V180H189ZM216 181V180H215ZM86 181H84L85 183ZM92 182V181H91ZM94 182V181H93ZM138 182V181H137ZM141 182L143 183V185L148 184L145 183V178H143L141 180ZM162 182V180H161ZM172 182V181H171ZM204 182V181H203ZM217 182V181H216ZM99 183V182H98ZM136 183V182H135ZM170 183V181H169ZM181 183V182H180ZM179 183V184H180ZM187 183V182H186ZM192 183V182H191ZM206 184L209 182H205ZM121 184V183H120ZM134 184V181L133 183ZM137 184V183H136ZM165 184V183H164ZM174 184V186H176V182L172 183ZM188 184V183H187ZM211 184V182H210ZM82 185V184H81ZM139 185V183H138ZM155 185V184H154ZM186 185V184H185ZM189 185V184H188ZM200 185V184H199ZM203 185V184H202ZM208 185V184H207ZM213 185V184H212ZM149 186V185H148ZM166 187V185H164ZM190 186V185H189ZM210 186V185H209ZM103 187V186H102ZM99 186V192L103 190V194H104V190L105 189H101L102 188ZM132 187V186H131ZM136 187V186H135ZM138 187H141L138 186ZM137 187V188H138ZM144 187V186H142ZM168 187H170V185H168ZM173 187V186H172ZM178 187V185H177ZM207 187V186H206ZM214 187V186H213ZM91 188V187H90ZM146 189V186L144 187ZM143 188V190H145ZM162 188V187H161ZM167 188V187H166ZM191 188V187H190ZM202 188V187H201ZM204 188V186H203ZM216 188V187H214ZM114 189V188H113ZM112 189V190H113ZM150 189V188H149ZM152 189L154 190V188H151L150 191H152ZM163 189V188H162ZM187 189V188H186ZM212 189V188H211ZM94 190V189H93ZM139 192L141 191L140 189H138ZM147 190V189H146ZM156 190V189H155ZM165 190V189H164ZM177 191L179 189H176ZM219 190V189H218ZM217 190V191H218ZM162 191V190H161ZM174 191V190H173ZM176 191V192H177ZM201 192V190H198ZM203 193L204 190L202 189ZM210 191V189H209ZM214 191V190H213ZM94 192V191H93ZM96 192V190H95ZM148 192V191H147ZM158 192V191H156ZM206 192V189H205ZM216 192V191H214ZM101 193V192H100ZM110 193V192H109ZM154 193V191H153ZM160 193V192H159ZM173 193V192H171ZM180 192H178L179 194ZM79 194V193H77ZM96 194V193H95ZM98 194V193H97ZM113 194V193H112ZM155 194V193H154ZM177 194V193H176ZM175 194V198L176 195ZM185 194V193H184ZM206 194V193H205ZM215 194V193H214ZM218 194V193H216ZM220 194V193H219ZM223 195H226L224 193H222ZM107 195V194H106ZM109 195V194H108ZM157 195V194H156ZM161 195H165L162 194ZM173 195V194H171ZM201 195V194H199ZM100 196V195H99ZM98 196V197H99ZM102 196V194H101ZM160 196V195H159ZM167 196V195H166ZM165 196V197H166ZM202 196V195H201ZM210 196V195H209ZM209 196H206L209 198ZM128 197V196H127ZM163 197V196H162ZM162 197L160 196V198L162 199ZM173 197V196H172ZM178 197V196H177ZM213 197V196H212ZM211 198V201H200L197 199V202L200 201L202 203L199 204L198 207V214L199 212H204L205 208L208 207V205L211 206V203L213 202V198ZM75 198V197H74ZM73 198V199H74ZM78 198V197H77ZM103 200V197H101ZM106 198V197H104ZM168 198V197H167ZM165 198V199H167ZM186 198V197H185ZM184 198V199H185ZM198 198V197H197ZM202 198V197H201ZM218 198V197H217ZM80 199V198H79ZM78 199V200H79ZM99 199V198H98ZM128 199V198H127ZM132 199V198H130ZM135 199V198H134ZM172 199V198H171ZM177 202L179 204L180 202ZM203 199V198H202ZM207 199V198H206ZM77 200V201H78ZM85 201H87L86 199H84ZM157 200V199H156ZM173 200V199H172ZM205 200V199H204ZM209 200V199H208ZM82 201V200H81ZM80 201V202H81ZM99 202V200H97ZM113 201V200H111ZM119 201V200H118ZM122 201V200H120ZM133 201V200H132ZM163 203H164V198L162 199ZM188 201V200H187ZM103 202H107L103 201ZM109 202V200H108ZM115 202V201H114ZM158 202V201H157ZM167 202H169V199L167 200ZM166 202V203H167ZM175 202V201H174ZM32 203V202H31ZM102 203V202H101ZM117 203V202H116ZM115 203V206H116ZM123 203V202H122ZM172 203V202H171ZM189 203V202H188ZM82 204V203H81ZM84 204V203H83ZM87 204V202H86ZM90 204V203H89ZM158 204V203H157ZM176 204V203H175ZM213 204V203H212ZM92 205V204H91ZM100 205V204H99ZM109 205V204H108ZM114 205V204H113ZM124 205V204H123ZM126 205V204H125ZM128 205V204H127ZM130 205V204H129ZM79 206V205H78ZM102 206V204L100 205ZM104 206H107L104 205ZM111 206V203H110ZM169 206V205H168ZM172 206V204H171ZM175 206V205H174ZM179 208V205H177ZM182 206V204H181ZM180 206V207H181ZM119 207V206H117ZM117 207L115 208L113 206V209H117ZM125 208V206H123ZM19 208V207H18ZM77 208V207H76ZM83 207H81L82 210ZM95 208V207H94ZM102 208V207H101ZM100 208V209H101ZM128 208V207H127ZM130 208V207H129ZM177 208V207H176ZM189 208V207H188ZM11 209V208H10ZM24 209V208H23ZM91 209V208H90ZM109 208V211L113 210ZM114 209V210H115ZM182 209V208H181ZM13 210H18V209H13ZM21 210V208H20ZM78 210V209H77ZM103 210V209H102ZM130 210V209H129ZM189 210V209H187ZM96 211V210H95ZM94 211V213H95ZM107 211V209H106ZM124 211H128L125 210ZM12 212V210L10 211ZM9 212V213H10ZM14 212V211H13ZM25 212V211H24ZM116 212V211H115ZM118 212V211H117ZM116 212V213H117ZM130 212V211H129ZM180 212V211H179ZM183 212V211H182ZM15 213V212H14ZM13 213V215H14ZM21 213V212H20ZM200 213V215H201ZM18 214V212H17ZM16 214V215H17ZM31 214V213H30ZM97 214V213H96ZM95 214V215H96ZM109 214V212H108ZM121 215V212L119 213ZM128 214V213H126ZM192 214V213H191ZM205 214V213H204ZM99 215V214H98ZM98 215H96L98 217ZM111 215V214H110ZM118 215V213H117ZM129 215V214H128ZM131 215V214H130ZM129 215V216H130ZM189 215V214H188ZM19 216V215H18ZM102 216V215H101ZM152 216V215H151ZM185 216V215H184ZM21 217V216H20ZM25 217V216H24ZM84 217V216H83ZM93 217V216H92ZM95 217V216H94ZM104 217V216H102ZM117 216H114V219ZM203 217V216H202ZM113 218V216H112ZM179 218V217H178ZM177 218V219H178ZM183 218V217H182ZM198 218V217H197ZM201 218V217H200ZM199 218V219H200ZM90 219V216H89ZM96 219V218H95ZM99 222L103 221V218L101 220L100 215H99ZM133 219V218H132ZM165 219V218H164ZM176 219V217H175ZM82 220V219H81ZM98 220V219H97ZM122 220V219H121ZM179 220V219H178ZM90 221V220H89ZM96 221V220H95ZM118 221V218H117ZM131 221V220H130ZM83 222V221H82ZM81 222V223H82ZM91 222V221H90ZM98 222V221H97ZM98 222V224H99ZM100 222V223H101ZM121 221L119 220L118 223H120ZM123 222V221H122ZM125 222V221H124ZM165 222V221H164ZM184 222V221H183ZM93 223V222H92ZM103 223V222H102ZM108 223V222H107ZM110 223H114V222H109ZM126 223V222H125ZM129 223V222H128ZM144 223V222H143ZM186 223V222H185ZM33 224V223H32ZM31 224V226H32ZM94 224V223H93ZM127 224V223H126ZM125 224V225H126ZM163 224V223H162ZM101 225V224H99ZM103 225V224H102ZM102 225L99 226L102 228ZM111 225V224H110ZM132 225V222H131ZM168 225V224H167ZM185 225V224H184ZM104 226V225H103ZM117 226V225H116ZM136 226V225H135ZM192 226V225H191ZM230 226V225H229ZM34 227V226H32ZM73 227V231H75L74 233H76L77 230H79L78 227V223H74L72 224ZM95 227V226H94ZM109 227H114V226H109ZM168 227V226H167ZM31 228V227H30ZM71 228V227H70ZM97 228V227H95ZM104 229H106V226L103 227ZM118 228V227H116ZM119 228L121 229L122 227L119 226ZM143 228V227H142ZM172 228V227H171ZM178 228V227H177ZM5 229V228H3ZM91 229V228H90ZM98 229V228H97ZM7 230V229H5ZM32 230V229H31ZM102 230V229H101ZM119 230V229H118ZM126 230V229H125ZM181 230V229H180ZM1 231V229H0ZM14 231V230H13ZM71 233L74 235V233L72 232V228H71ZM100 232V230H98ZM97 231V232H98ZM124 231V230H123ZM148 231H150V229H148ZM173 231V230H172ZM3 232V231H2ZM6 232V231H5ZM16 232V231H15ZM14 232V233H15ZM92 232V231H90ZM94 232V231H93ZM114 232V231H113ZM121 232V231H120ZM130 232V231H129ZM134 232V231H133ZM136 232V231H135ZM160 232V230H159ZM156 235L159 240L161 241L162 239L166 240V238L164 236H161L160 234ZM163 232V231H162ZM171 232V231H170ZM182 232V231H181ZM185 232V231H184ZM193 232V231H192ZM197 232V231H196ZM224 232V233H225ZM9 233V232H8ZM80 233V232H79ZM88 233V232H87ZM87 233H85L87 235ZM101 233V232H100ZM124 232H121L122 235H124ZM128 233V232H126ZM138 233V232H137ZM157 233V232H156ZM166 233V232H165ZM180 233V232H179ZM190 233V232H189ZM4 238L5 233H3ZM16 234V233H15ZM70 234V232H69ZM71 234V235H72ZM99 234V233H97ZM96 234V235H97ZM115 234V233H113ZM174 234V233H173ZM172 234V235H173ZM186 233H183L182 235H184ZM11 235V233H10ZM68 235V238L71 236ZM72 235V237L74 238V236ZM77 235V234H76ZM80 235V234H79ZM78 235V236H79ZM82 235V233H81ZM84 235V234H83ZM100 235V234H99ZM116 235V234H115ZM118 235V233H117ZM142 235V234H140ZM163 235V234H162ZM170 235V234H168ZM167 235V236H168ZM180 235V234H178ZM177 235V236H178ZM188 236V234H186ZM191 235V234H190ZM0 236L1 232H0ZM2 236V241H4L5 239ZM14 236V235H13ZM78 236H75V238H77ZM85 236V235H84ZM91 236L93 237V235L91 234ZM128 236V235H126ZM166 236V234H165ZM200 236V235H199ZM10 237V236H9ZM8 237V238H9ZM60 237V236H59ZM67 237V236H66ZM100 237V236H99ZM98 237V238H99ZM113 237V236H112ZM135 237V236H134ZM147 237H148V233H145L144 235L138 237V238H130L128 237L126 239V237L123 240V250H121L119 253L115 252V249H110L108 248L109 245L111 246V243H109L108 247L106 246V244L103 245V248L106 249V251H108V253H110L111 255H113L111 257V259H116L115 262H118V264H144V255H145V247L147 245ZM170 237L169 239L172 238V236H168ZM174 237V235H173ZM185 236H183L184 238ZM12 238V235H11ZM14 238V237H13ZM39 238V237H38ZM92 241V247L93 248H97L99 247L97 242V239ZM117 239V237H115ZM4 239V240H3ZM7 239V238H6ZM54 239V238H53ZM94 239V238H92ZM101 239V238H100ZM100 239H98L100 241ZM104 239V238H103ZM113 240V238H111ZM173 239V238H172ZM185 239H189L188 237ZM198 239H200L198 237ZM14 240V239H13ZM39 240V239H38ZM49 240V239H48ZM55 240V239H54ZM53 240V241H54ZM74 240L71 238V241ZM79 240V239H78ZM107 240V239H106ZM109 240V239H108ZM106 241L107 244L109 241ZM122 240V239H121ZM158 239H156L157 242ZM174 241L172 243H174L176 240L173 239ZM183 240V239H182ZM191 240V238H190ZM228 240V239H227ZM6 241V240H5ZM16 241V240H15ZM52 241V240H51ZM68 241V240H67ZM70 241V242H71ZM80 241V240H79ZM78 241V242H79ZM82 241V240H81ZM91 241V240H90ZM150 241V240H149ZM168 240H166L167 243ZM172 241V240H171ZM192 241V240H191ZM232 241V240H231ZM49 242V241H47ZM75 241L72 242L73 246L74 244L75 247H77V245H81V243L79 242V244L74 243ZM83 242V241H82ZM103 241L101 240L100 243H102ZM111 242V241H110ZM117 242V241H116ZM161 242H165V241H161ZM187 242V240H186ZM185 242V243H186ZM199 243V240L196 241ZM230 242V241H228ZM46 243V242H45ZM69 243V242H68ZM86 243V242H85ZM115 243V242H114ZM113 243V244H114ZM119 243V242H118ZM169 243V242H168ZM189 243V241H188ZM231 243V242H230ZM229 243V244H230ZM6 244V243H5ZM52 244V243H51ZM55 244V243H54ZM53 244V245H54ZM71 244V245H72ZM103 244V243H102ZM150 244V243H149ZM157 244V243H156ZM197 244V243H196ZM8 245V243H7ZM78 246L79 249L81 246ZM90 245V244H89ZM122 245V244H121ZM159 245V244H158ZM189 245V244H188ZM199 245V244H198ZM19 246V245H18ZM28 246V244H27ZM51 246V245H50ZM48 245V247H50ZM95 246V247H94ZM117 246V245H116ZM153 246V244H152ZM151 246V247H152ZM200 246V245H199ZM230 246V245H229ZM228 246V247H229ZM31 247V246H30ZM29 247V248H30ZM72 247V246H71ZM75 247H73L75 250H77ZM77 247V248H78ZM91 247V249L93 250V248ZM102 247V246H101ZM100 247V248H101ZM113 247V245L111 246V248ZM71 249H68L71 251H73ZM82 248V247H81ZM118 248V246H117ZM155 248V247H154ZM160 248V246H159ZM202 248V247H201ZM230 248V247H229ZM12 249V248H11ZM28 249V248H27ZM48 249V248H45ZM54 249V248H53ZM58 249V248H57ZM98 249V248H97ZM163 249V248H162ZM190 249V248H189ZM8 250V249H7ZM19 250V249H18ZM23 250V248H22ZM29 250V249H28ZM103 250V249H102ZM115 250V251H114ZM120 250V249H119ZM200 250V249H199ZM226 251V247L224 249ZM223 250V251H224ZM9 251V250H8ZM13 251V250H11ZM20 251V250H19ZM18 251V253H20ZM38 251V250H36ZM47 251V250H46ZM79 254L78 255L76 252V254L78 256H80V259L82 258L81 253H83V249L80 251L78 250ZM100 251V249L98 250ZM165 251V250H164ZM201 251V250H200ZM224 251V252H225ZM229 251V249L227 250V252ZM231 251V252H232ZM234 251L230 254H234ZM40 252V251H39ZM55 252V251H54ZM58 252V251H57ZM93 252V251H92ZM156 252V251H155ZM12 253V252H10ZM32 253V251H31ZM34 253H36L34 251ZM48 253V252H47ZM51 253V252H49ZM60 253V252H59ZM57 253V254H59ZM73 253V252H71ZM85 253H87L85 251ZM99 253V252H98ZM101 253V252H100ZM107 253V254H108ZM118 253V254H116ZM153 253V252H152ZM158 253V251H157ZM156 253V254H157ZM200 254V252H198ZM202 253V252H201ZM16 254V253H15ZM25 256V253H22ZM21 254V256H22ZM33 254V253H32ZM31 256L32 258H34V256ZM70 254V253H67ZM104 254V253H103ZM198 254V255H199ZM12 255V254H10ZM9 255V256H10ZM14 255V254H13ZM27 255V254H26ZM41 255V253H40ZM38 255V257L40 256ZM47 255V254H45ZM50 255V254H48ZM97 255V254H96ZM152 255V254H151ZM226 255V252H225ZM235 255V254H234ZM233 255V256H234ZM8 256V257H9ZM20 256V255H19ZM21 256L19 257L21 260ZM22 256V257H24ZM57 256V255H56ZM65 256V255H64ZM68 256V255H66ZM100 256V255H99ZM103 256V255H102ZM147 256V255H146ZM231 256V255H230ZM233 256H231L230 258H233ZM237 256V255H235ZM234 256V257H235ZM1 257V256H0ZM58 257V256H57ZM70 257V256H68ZM75 257L73 256V260L75 262ZM156 257V256H155ZM200 257V256H199ZM228 257V256H227ZM238 257V256H237ZM14 258V257H13ZM32 258L30 261H32ZM37 258V257H36ZM61 258V257H60ZM100 258V257H99ZM98 258V259H99ZM104 258H106V255H104ZM104 258H102L104 260ZM229 258V257H228ZM226 257H224V259H228ZM240 258V257H239ZM238 258V259H239ZM18 259V258H16ZM19 259V260H20ZM26 259V258H25ZM44 259V257H43ZM50 259V258H49ZM61 259H64L63 257ZM69 260H71V258H67ZM78 259V257H77ZM93 254L91 252H88L87 254H85L82 258V263L81 264H86L84 263L85 260L88 261V264H92L93 261ZM110 259V258H109ZM170 259V258H169ZM207 259V258H206ZM223 259V260H224ZM243 259V258H240ZM2 262V259H0ZM4 260V259H3ZM11 260L12 257H11ZM36 260V259H35ZM54 260V259H53ZM59 260V259H58ZM100 260V259H99ZM234 260V259H233ZM237 260V258H236ZM8 264H9V260ZM16 261V260H15ZM15 261H11L14 262ZM98 261V260H96ZM108 260H106L107 263ZM112 260H109V262ZM242 261V260H241ZM240 261V262H241ZM247 261V260H246ZM249 261V260H248ZM34 262V261H32ZM49 262V261H48ZM53 262V261H51ZM59 262V261H58ZM104 262V261H102ZM101 262V263H102ZM146 262V261H145ZM228 262V261H227ZM234 262V261H232ZM240 262H238L240 264ZM244 262V261H243ZM3 263V262H2ZM17 263V261H16ZM19 263V262H18ZM25 263H27L25 261ZM36 263V262H35ZM69 263V262H68ZM100 263V262H99ZM171 263V262H170ZM247 263V262H246ZM63 264V263H62ZM98 264V263H97ZM113 264H115L113 262ZM152 264V263H151ZM222 264H225L224 262ZM232 264V263H231ZM234 264V263H233ZM242 264V263H241ZM244 264V263H243ZM251 264V263H250Z\"/></svg>",
	"mask_w": 264,
	"mask_h": 264
}]
</instances>
